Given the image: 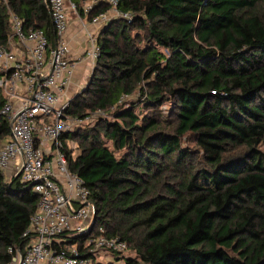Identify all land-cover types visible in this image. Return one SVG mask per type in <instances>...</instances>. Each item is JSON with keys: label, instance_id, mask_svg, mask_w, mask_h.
<instances>
[{"label": "trees", "instance_id": "1", "mask_svg": "<svg viewBox=\"0 0 264 264\" xmlns=\"http://www.w3.org/2000/svg\"><path fill=\"white\" fill-rule=\"evenodd\" d=\"M86 1L70 0L82 16ZM118 9L131 19L100 30L93 73L66 110L104 114L64 136L97 227L134 249L126 264H264V0H119ZM10 11L55 44L44 0H0V44ZM5 101L0 90V146ZM38 202L0 169V264L29 245ZM85 238L62 235L55 248L83 250Z\"/></svg>", "mask_w": 264, "mask_h": 264}, {"label": "built area", "instance_id": "2", "mask_svg": "<svg viewBox=\"0 0 264 264\" xmlns=\"http://www.w3.org/2000/svg\"><path fill=\"white\" fill-rule=\"evenodd\" d=\"M68 1L44 0L56 34L54 45L42 29L25 27L13 11L9 12L11 30L6 42L0 44V90L6 99L1 113L9 117L11 126L0 146V169L6 173L12 165L10 178L17 176L23 184L32 185L39 197L23 234L30 243L23 250L15 249L8 264H95L101 262L103 254L129 249L120 237L106 236L103 227L95 224L90 229L96 205L84 180L70 170L64 136L90 115L72 117L66 112L71 99L81 92L66 93L75 70V63L67 59L71 52ZM101 2L109 9L90 19L94 31L89 33L85 53L93 68L100 56V30L115 18L131 19L118 9L119 0H88L83 5L84 14ZM74 234L89 237L83 241V250L78 243L55 248L62 235Z\"/></svg>", "mask_w": 264, "mask_h": 264}, {"label": "crops", "instance_id": "3", "mask_svg": "<svg viewBox=\"0 0 264 264\" xmlns=\"http://www.w3.org/2000/svg\"><path fill=\"white\" fill-rule=\"evenodd\" d=\"M69 26L67 31V41L71 49L69 59L75 63V70L73 73V78L71 80L68 96L76 94L79 89L83 88L82 84L87 76H90L92 71L93 62L86 56V50L89 47V33L94 31V27L90 24V19L87 16L76 14L69 10ZM74 82L77 85L73 84ZM8 174V179H10V174L12 173V165L6 172Z\"/></svg>", "mask_w": 264, "mask_h": 264}, {"label": "rangeland", "instance_id": "4", "mask_svg": "<svg viewBox=\"0 0 264 264\" xmlns=\"http://www.w3.org/2000/svg\"><path fill=\"white\" fill-rule=\"evenodd\" d=\"M68 7H69V10H71V12H75L76 14L78 13V11L72 6V3L70 1H68ZM79 14V13H78ZM80 15V14H79ZM86 16V15H85ZM70 17V16H69ZM88 17V16H87ZM68 61L70 60L69 59V56H68ZM93 70L94 68L92 67V71L90 73V76L88 75L87 78L84 80L82 86L83 88L79 89V91H82L86 85L88 84V81L93 73ZM73 84L77 85L76 82H74ZM78 91V92H79ZM77 92V93H78ZM66 93H69V88L66 89ZM74 95V94H73ZM163 109H166L167 108V104L163 105L162 106ZM104 115V114H103ZM103 115H98L96 113H91L90 114V117L84 121V124H86L87 126H93L96 121ZM69 144L71 147L75 148L74 146H76V144L72 143L71 141H69ZM261 148L264 150V142L261 144ZM6 176L8 177V174L6 173ZM9 178V177H8ZM96 228H97V225H96ZM94 233L96 232V229H94ZM89 237L87 236L86 240H88ZM100 257V260H101V255H99ZM135 256V252H134V249L132 247H130L126 252H123V253H120V254H117V255H110V254H103L102 255V260L101 262L103 264H126L125 262V258H129V257H133Z\"/></svg>", "mask_w": 264, "mask_h": 264}, {"label": "water", "instance_id": "5", "mask_svg": "<svg viewBox=\"0 0 264 264\" xmlns=\"http://www.w3.org/2000/svg\"><path fill=\"white\" fill-rule=\"evenodd\" d=\"M83 91V90H82ZM81 91V92H82ZM32 185H29L28 187L31 188ZM96 220H97V210H95V214L93 216V221H92V224H91V227L90 229H92L94 227V225L96 224Z\"/></svg>", "mask_w": 264, "mask_h": 264}]
</instances>
